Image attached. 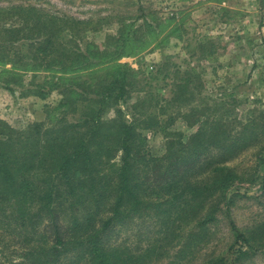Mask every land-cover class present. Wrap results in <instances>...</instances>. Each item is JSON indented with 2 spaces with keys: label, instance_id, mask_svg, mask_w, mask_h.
<instances>
[{
  "label": "trees",
  "instance_id": "1",
  "mask_svg": "<svg viewBox=\"0 0 264 264\" xmlns=\"http://www.w3.org/2000/svg\"><path fill=\"white\" fill-rule=\"evenodd\" d=\"M87 26L31 4L0 6L3 86L15 91L32 73L21 96L61 95L46 106L48 121L18 129L0 118V264H148L182 229L200 216L201 224L214 221L222 207L240 246L230 247L231 260L220 255L202 264H237L264 252V231L241 230L230 213L253 185L264 192V171L246 176L227 164L258 147L264 161V112L251 117L253 108L245 116L234 106L228 120L217 111L236 94H222L219 103L184 113L197 125L186 139L171 129L173 116L160 121L153 98L138 97L128 119L120 105L138 90L139 72L119 60L148 44L123 22L101 48ZM179 30L172 34L181 39ZM204 54L213 59V52ZM38 72L50 77L36 83ZM180 79L171 102L195 94L188 90L194 78ZM153 127L166 140L161 156L148 152L142 134ZM147 218L155 220L156 233L145 238Z\"/></svg>",
  "mask_w": 264,
  "mask_h": 264
},
{
  "label": "rangeland",
  "instance_id": "2",
  "mask_svg": "<svg viewBox=\"0 0 264 264\" xmlns=\"http://www.w3.org/2000/svg\"><path fill=\"white\" fill-rule=\"evenodd\" d=\"M211 1L0 0V6L31 4L57 15L87 20V36L101 48L108 34H116L123 22L132 23L136 36L148 45L140 53L119 60L128 62L139 72L138 90L132 92L129 101L120 107L131 119L130 105L138 97L153 98L149 102L155 106L153 111L158 113L160 121L164 123L173 116L175 120L171 129L179 130L186 139L196 131L197 125H189L187 120L190 116L184 113L193 106L219 103L218 97L222 94H236L237 100L233 104L230 99L223 109L219 107L217 111L220 115H226L228 120L235 116L234 106L242 115L255 108L251 117L264 112V1L226 0L230 8ZM190 8L197 10L194 17L190 15ZM221 8L227 9L220 11ZM177 26L180 27L179 33H183L181 39L172 34ZM151 27L156 30L155 34L151 33ZM167 37L169 42L165 44ZM202 39H205L204 49L200 44ZM204 52H213V59L204 58ZM5 67L12 66L7 64ZM192 68L197 70V77L191 75ZM2 70L0 65V118L18 129L30 122L48 121L46 106L55 105L61 95L54 91L45 99L34 94L21 96L22 90L31 81L32 73L25 75L26 85H14L15 91H11L3 86ZM37 74L36 83L42 82L46 76L50 77L49 73ZM190 76L194 80L188 90L195 94H184L180 101L171 102L176 85L182 81L180 78L185 80ZM204 96L208 97L203 99ZM240 118L241 115L237 122L245 121ZM240 126L238 124L237 128ZM142 134L150 154H164L166 140L162 131L154 127L145 128ZM261 157L259 147L250 148L227 164L237 167L240 173L247 176L258 170L264 171ZM230 213L241 230L247 233L264 231V192L259 190V185H253L248 192L236 197ZM201 219L202 216L182 229L179 236L161 253L154 255L148 264H202L220 255L231 260L230 247L235 246L236 249L240 243H235L225 208L216 212L214 221L201 224ZM154 221L153 218L142 221L141 227L145 226V230H148L145 238L156 233ZM165 239L168 241L171 238ZM237 264H264V252L238 260Z\"/></svg>",
  "mask_w": 264,
  "mask_h": 264
},
{
  "label": "crops",
  "instance_id": "3",
  "mask_svg": "<svg viewBox=\"0 0 264 264\" xmlns=\"http://www.w3.org/2000/svg\"><path fill=\"white\" fill-rule=\"evenodd\" d=\"M211 2H215L216 5H221V6L224 5L225 7H229L230 8V6H227L226 0H220V1L219 0H212ZM194 9L195 8H190L189 12H190L191 17H194L195 12L197 11V10H194ZM189 12L187 13L186 11H184V13H186V14H189ZM217 12H219V11H217ZM181 13H183V11H181ZM212 13L215 14L213 9H212ZM209 14H210V12H209ZM184 15L185 14H181V16H184Z\"/></svg>",
  "mask_w": 264,
  "mask_h": 264
}]
</instances>
